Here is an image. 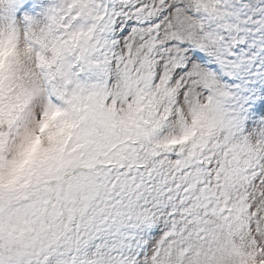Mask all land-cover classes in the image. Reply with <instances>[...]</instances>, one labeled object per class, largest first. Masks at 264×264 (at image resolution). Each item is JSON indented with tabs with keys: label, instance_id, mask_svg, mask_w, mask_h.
I'll return each mask as SVG.
<instances>
[{
	"label": "snow or ice",
	"instance_id": "6c2138e0",
	"mask_svg": "<svg viewBox=\"0 0 264 264\" xmlns=\"http://www.w3.org/2000/svg\"><path fill=\"white\" fill-rule=\"evenodd\" d=\"M0 264H264V0H0Z\"/></svg>",
	"mask_w": 264,
	"mask_h": 264
}]
</instances>
